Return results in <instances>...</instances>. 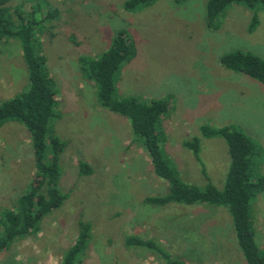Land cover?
<instances>
[{
    "label": "rangeland",
    "instance_id": "rangeland-1",
    "mask_svg": "<svg viewBox=\"0 0 264 264\" xmlns=\"http://www.w3.org/2000/svg\"><path fill=\"white\" fill-rule=\"evenodd\" d=\"M125 1L9 0L25 15L39 4L38 20L50 7L59 11L58 19L45 24L52 36L41 35L40 43L57 88L60 117L53 127L66 143L58 188L68 197L43 217L36 234L17 238L0 253V264H59L80 221L92 225L80 264H166L152 249L126 246L129 236L150 240L186 264H245L225 208L144 203L162 194L164 182L154 176L143 147L131 142L129 122L98 104L95 85L81 78L78 58L101 55L117 32H127L136 55L118 73L117 94L145 100L170 96V109L160 122L163 154L184 183L202 188L209 182L221 189L230 163L227 146L219 137L203 138V125L242 129L261 147L264 176V85L219 62L235 50L264 59V11L249 34L251 15L242 6L230 7L217 31H211L207 0H157L136 12H126ZM27 80L19 42H0V103L25 90ZM195 139L204 173L182 146ZM80 161L91 173H79ZM34 176L27 131L7 122L0 129V210L13 209ZM250 208L255 240L263 249L264 191Z\"/></svg>",
    "mask_w": 264,
    "mask_h": 264
},
{
    "label": "trees",
    "instance_id": "trees-1",
    "mask_svg": "<svg viewBox=\"0 0 264 264\" xmlns=\"http://www.w3.org/2000/svg\"><path fill=\"white\" fill-rule=\"evenodd\" d=\"M157 0H127L123 3L126 12H136L154 4ZM182 4L185 0H170ZM9 0H0V42H19L21 57L27 71V88L0 103V129L7 122H17L26 129L33 152L35 176L28 190L15 202L13 209L0 210V253L17 239L36 234L44 216L59 208L67 199V193L58 188L59 158L66 143L55 134L53 122L58 120L57 88L50 76L46 58L42 54L40 36H52L46 27L59 17V11L48 8L40 20L36 19L41 6L35 5L28 14L18 7H11ZM48 5V4H47ZM232 6H242L250 12L248 33L258 25L257 14L264 11V0H207L206 26L217 31L221 17ZM41 13V12H40ZM136 55L133 42L125 31L115 34L112 42L101 55L80 56L78 68L81 78L95 85L98 104L109 112L125 118L132 132V143L140 144L148 155L155 177L164 182L159 196H149L145 204L165 206L168 204L210 205L223 207L231 218L237 247L245 264H264V248L258 247L255 219L251 203L264 191V176L260 174L263 163L261 147L237 126L218 129L200 127L203 138H221L229 155V166L221 189L211 183L199 188L184 183L174 164L166 159L161 150L162 128L160 122L170 109L171 97L145 100L139 97H120L116 79L120 69ZM219 62L226 68L242 75L253 77L264 85V59L241 50L223 54ZM182 146L192 151L201 167L198 141H183ZM80 174L91 173L89 166L80 161ZM202 173L204 168L201 167ZM205 176V175H204ZM205 179H209L205 176ZM92 225L79 222L74 242L67 248L59 264H80L88 245ZM126 246L152 249L166 264H186L173 259L150 240L129 236Z\"/></svg>",
    "mask_w": 264,
    "mask_h": 264
}]
</instances>
